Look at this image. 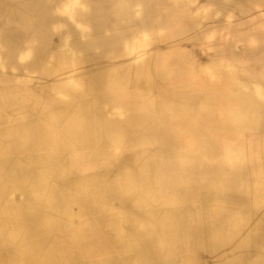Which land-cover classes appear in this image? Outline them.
Returning <instances> with one entry per match:
<instances>
[{
    "label": "bare ground",
    "instance_id": "obj_1",
    "mask_svg": "<svg viewBox=\"0 0 264 264\" xmlns=\"http://www.w3.org/2000/svg\"><path fill=\"white\" fill-rule=\"evenodd\" d=\"M7 4L6 14L0 9V264L7 262L4 263L1 256L4 253L6 255L10 250L23 251L24 256L29 257L27 258L29 262L10 261L8 264H82L73 262L72 259L66 258L58 251L60 234L76 223L81 225L83 216L84 218L88 217L82 211L79 212L80 208L78 209L76 204L69 205L54 188L55 183L61 177L67 176L70 154L76 150L67 147L71 136L66 135L76 132L79 140V134L83 135L93 131L98 133L93 138L82 136L86 140L83 146L100 147L104 142L115 144L116 138L114 141L106 134L112 130L110 122V128H108V119H99L93 122V115L95 106L104 107L106 110L103 102H107L109 94L115 95V91H118L120 93L127 92L130 95L126 111L132 118L130 117L129 121L126 120L127 123H131V126L135 127L138 132L142 131L147 134L146 140L142 139L141 133L130 140L131 150L138 149L142 141L165 142L164 137L151 132L153 129H138L140 126L154 123L152 116L137 115L139 103L136 100L141 95L142 97L147 95L150 79L144 80L143 76H137L134 79L130 76V67L134 63L139 65L149 61L152 63L151 57L147 61L145 56L139 58L140 60L137 62L135 55L143 44L139 43L141 41L139 39L144 42L151 38V33H144L146 28L144 27V29L143 26H147L148 23L155 24L158 20L151 15V12L146 16L136 14L133 9L134 3L133 5L131 2H115V7L111 9L110 25L105 21L97 20L99 13L87 5L79 7L85 5L73 2L71 6L67 7L66 14L69 15V18L67 15L65 16L71 22L77 23V27L80 29L70 34L68 31L70 22L65 18L55 20L49 14L50 5L48 4L43 8L34 2H8ZM55 21L59 25L55 26L53 24ZM64 24L67 26L65 27ZM110 26V32L114 33L106 39L102 38L99 31H106ZM67 35H72L74 38L77 36L88 38L86 43L79 46L82 49L90 48L93 45V39L89 40L92 36L94 39L101 37L102 44L112 48L109 51H104V49L102 54L103 62L111 64L110 67L117 68L116 71L113 69L110 73L111 86L107 91L98 92L89 79L79 77V70L88 61L97 63L100 57L96 52H92L88 53L85 60L84 57L76 54L81 51L78 48L71 52L76 55H68L64 51ZM174 35L172 37H175ZM4 36L12 38L14 42H11L12 44L5 43L2 38ZM164 36L165 34L157 37L161 40ZM115 37L121 40L115 42ZM135 37L137 44H134ZM221 39L222 41L212 44L213 49L220 47L230 50L232 38L226 36ZM179 47L176 45V48L171 49L172 53L160 57L158 61L163 72L172 68L173 70L169 73L174 78L183 76L179 83L165 84L159 88L163 96L166 95V97L161 96L163 99L170 100L172 96L174 102L167 103L170 105L168 107L167 104L156 105L154 110L167 112L169 118L178 114L180 117L177 115L178 117L169 120L175 124L177 129L181 130L182 134L187 136V139H191L195 133L201 135H199L201 139L197 142L193 143V139L191 141L189 139V146L210 152L214 147H219V143L216 141V131L237 128L245 118L249 123L255 124L257 111L260 110L261 104L259 103L257 107L253 105L261 101L260 96L263 95V90L257 81V76L253 74L238 75L225 67L230 65L227 62L234 63L232 58H224L217 63L210 57L207 58L208 60L205 59L202 64H197L192 58V49H189L188 45ZM230 52L231 50L225 51V53ZM210 54L213 55V52ZM216 64L222 66H219L221 70L227 71L215 75V79H209L208 74ZM199 72L205 73L203 78L198 77L199 79L196 80L190 78L191 74ZM97 96H100V102L95 100ZM64 119H67V123L70 124L62 123ZM166 124L165 121L163 125ZM46 129L53 132L55 136L50 137ZM208 129L215 130L213 139L206 133ZM150 142L153 144L152 141ZM49 147L54 149V157L62 158L61 162L56 161L52 166L51 162L44 164L49 159H45L40 166L29 162L33 152L36 151L39 155L44 156L47 155L46 151ZM125 158H130V155H125ZM256 161L258 164L264 162V150L262 156ZM110 172H113L112 169L108 171V174ZM148 172V168L143 163L132 160L131 168L122 176L125 193L118 195V201L121 206L124 205L125 209L109 215L113 227L103 232L107 241L115 242V256L99 258L91 262H84V264H178L175 260L183 255L187 235H189V231L183 230L187 224L186 218H183L186 216L183 207L187 202V197L176 193L171 197H163L162 204L177 207L180 216L176 221L164 219L160 225L162 228L160 232L148 224H135L132 219L133 215L128 209L127 202L132 199L133 195L139 193L138 195L145 197L149 194V183L144 179ZM260 174L264 179V169ZM38 190L42 197L38 195ZM48 193L53 195L47 196ZM113 196L110 195L109 203L111 200L117 199ZM142 198L140 197V199ZM36 207L39 208L36 209ZM39 212L45 216L40 231L33 225L35 215ZM259 212L264 229V211ZM254 216H258V214ZM256 219L255 217L254 223H256ZM213 222L210 220V224ZM216 223L218 224V222H214L217 226ZM87 230L85 229V231ZM215 235H217L215 238L199 245V249H204L205 257L218 256V259H222L223 264L244 262L239 243L240 230L236 225L231 224L226 230L219 228ZM154 249L158 251L153 253ZM42 254L44 255L42 261L31 260L34 255L37 257ZM164 259L166 262L163 261Z\"/></svg>",
    "mask_w": 264,
    "mask_h": 264
},
{
    "label": "rangeland",
    "instance_id": "obj_2",
    "mask_svg": "<svg viewBox=\"0 0 264 264\" xmlns=\"http://www.w3.org/2000/svg\"><path fill=\"white\" fill-rule=\"evenodd\" d=\"M0 2V9L4 13L7 10L8 2H34L40 5V8L48 4L50 5L49 14L55 20L65 18L70 22L68 24L70 34L80 29L77 27V23L68 19L69 15L66 14L67 7L71 6L73 2L85 5L79 7H86L87 5V7L95 10L99 13L97 20L105 21L108 24H110L111 9L115 7V2L134 3L133 9L136 14L146 16L151 12V15L158 20L155 24L148 23V27L143 26L146 28H144V33H151V38L144 42L138 38L141 40L139 43H143L144 46L142 44L135 55L137 62L140 60L139 58L145 56L147 61L151 57L152 63L150 61L140 65L134 63L130 67V76L134 79L137 76H143L144 80L150 79L147 95L143 97L141 95L136 100L139 103L137 115L152 116L154 123L140 126L138 129H153L151 132L164 137L165 142L150 140L153 143L150 144L149 140L148 142L142 141L145 143H141L138 149L131 150L130 140L140 133L142 139L146 140L147 134L142 131L138 132L135 127L131 126V123H127L130 117L132 118L126 111L130 95L127 92L120 93L118 91H115V95L109 94L107 102H103L106 110L104 107L95 106L93 115V122L99 119H108V128L111 127L112 130L106 134L114 141L116 138L115 144L104 142L100 147L83 146L86 140L82 136L93 138L98 134L93 131L83 135L79 134L80 141L76 132L66 135L71 136L67 147L76 150L70 154L67 176L61 177L55 183L54 188L69 205L76 204L75 206L80 208L79 212L82 211L88 217L84 218L83 216L81 225L76 223L60 234L58 251L61 255L72 259L73 262L82 264L103 257L115 256V242L107 241L103 232L113 227L109 215L125 209L124 205L121 206L120 201H118V195L125 193L122 176L131 168L133 160L140 161L148 168L149 172L146 173L144 179L148 181V189H150L147 196H140L139 193H136L127 202L135 224H148L160 232L162 229L160 225L164 219L176 221L179 220L180 216L177 207L162 204L163 197H171L174 193L187 197V202L183 207L184 214H186L183 218H186L187 224L183 230L189 231V235H187L186 242L184 241L186 247L183 249V255L175 260L176 263L206 264L205 262H208L207 264H223L222 259H218V256L205 257V251L199 249V245L215 238L217 229L226 230L227 227L234 224L240 230L239 243L244 258V262L241 264H264V249H262L264 247V229L261 216H259V211H264V179L260 174L261 170L264 169V162L258 164L256 161L262 156L264 150V0H0ZM53 24L59 25L56 21ZM64 26L66 27L67 24ZM110 28L111 26L106 31H99L102 38L106 39L114 33L110 32ZM164 34L165 38L163 37L161 40L157 37ZM173 34L175 37H172ZM226 36L232 38L231 52L225 53V51L230 50L220 47L213 49L212 44L222 41L221 38ZM4 37L2 38L5 43L12 44L14 42L12 38ZM100 38L90 37L89 40L93 39V45L90 48L82 49L79 46L86 43L88 38L82 36L74 38L72 35H67L64 51L68 55L75 54L71 52L78 48L81 51L76 54L84 57L85 60L88 53L96 52L97 56L100 57L97 63L88 61L79 70L78 75L80 78L89 79L98 92H105L111 86L110 73L113 69L116 71L117 68L110 67L111 64L102 61L104 51H109L112 48L108 45L105 47ZM119 40L121 39L115 37V42H119ZM134 44H137L136 37ZM176 45L178 47L188 45V48L192 49V58L197 64H202L205 59L208 60L210 57L217 63L224 58H232L234 63L227 62L231 66L225 67L238 75L253 74L257 76V81L263 90V95L260 96L261 101L253 105L257 107L259 103L261 104L260 110L257 111L255 124L249 123L248 119L245 118L237 128L216 131V141L219 143V147H214L210 152L189 146L191 139H193V143L201 139L200 134L195 133L191 139L189 138V141L187 136L182 134L181 130L177 129L175 124L169 120L178 117V114L169 118L167 112L154 110L156 105L163 106L174 102L172 96L170 100L163 99L162 97H166V95L163 96L159 88L165 84L179 83L183 79L182 75L179 78H174L169 73L173 70L172 68L163 72L160 63L158 64L159 58L172 53L171 49L176 48ZM114 48L116 49L117 45ZM99 50L104 51L100 53ZM211 52L213 55L210 54ZM140 55L142 56L140 57ZM219 66L221 65L216 64L211 68L212 72L210 71L208 74L209 79H215V75L227 71L221 70L222 66ZM72 72L71 70L70 73L72 74ZM204 75L205 73H194L190 75V78L196 80ZM99 98L100 96H97L95 100L100 102ZM166 106L170 105L167 104ZM67 121L64 119L62 123L69 125L70 123ZM165 121L167 124L163 125ZM214 131L208 129L206 133L213 139ZM47 134L50 137L55 136L50 130H47ZM81 148L83 150H80ZM53 150L49 147L46 151L47 155L44 156L35 151L29 158V162H33L35 166L42 165L45 159H49V161L44 164L51 162V166L56 161L61 162L62 158L54 157ZM125 155H130V158H125ZM110 169L113 172L108 174ZM39 192L38 190L37 193L40 196ZM50 195L53 194H47V196ZM110 195H114L113 197L117 199L111 200L109 203ZM140 197L143 198L140 199ZM111 203H113L112 207L110 206ZM87 211L88 213H86ZM257 214L258 216H254ZM255 217L257 218L256 223H254ZM44 218L42 212L35 215L33 225L39 229H37L38 231L42 228ZM210 220L217 221V226L214 222V225L210 224ZM85 229L88 230L85 231ZM154 233L159 234L158 232ZM197 241L199 243H196ZM87 248L88 250H86ZM156 251L158 250L154 249L153 253ZM161 251L163 253V249ZM24 254L23 251L15 250L14 252L10 250L6 255L4 253L1 256L3 259H1L4 263L7 261L5 264L10 261L27 262L29 257L24 256ZM43 254L37 255V257L34 255L31 260L40 262ZM163 261L166 262V259Z\"/></svg>",
    "mask_w": 264,
    "mask_h": 264
}]
</instances>
